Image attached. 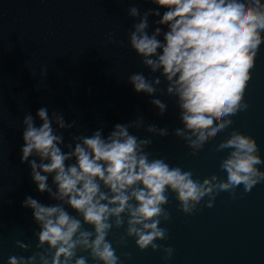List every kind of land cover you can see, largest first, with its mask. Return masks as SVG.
Listing matches in <instances>:
<instances>
[{
  "label": "water",
  "instance_id": "obj_1",
  "mask_svg": "<svg viewBox=\"0 0 264 264\" xmlns=\"http://www.w3.org/2000/svg\"><path fill=\"white\" fill-rule=\"evenodd\" d=\"M131 6L141 13L156 7L151 0H0V264H7L10 255H50L47 245L37 247L38 225L31 210L21 205L26 195L45 204L58 202L36 190L29 166L19 159L23 117L31 113L39 124L35 113L41 106L62 113L66 122L76 121L63 130L65 144L72 142L70 133L90 135L102 127L107 135L115 123L134 122L130 133L151 139L144 146L150 160L162 158L170 167L215 176L213 183L226 179L220 165L231 148L220 145L234 133L254 137L264 157V43L256 51L241 107L216 117L217 122H230L193 145L195 136L184 127L178 97L166 91L168 81L159 69L154 72L143 64L129 44V32L139 19L128 14ZM153 19L149 17V32ZM134 72L160 77L153 96L166 104L163 115L151 96L133 90L128 77ZM149 125L167 134L150 132ZM176 129L185 135H177ZM257 167L264 171V162ZM48 182L55 187L51 176ZM165 196L159 216L165 238L154 241L155 249H140L135 237L127 235L126 212L119 226L111 218L106 238L122 264H264V179L247 191L243 184L214 189L210 206L206 194L186 211L171 189ZM81 227L94 235L92 225L82 221ZM18 240L29 247L20 248ZM169 247L171 253L165 250ZM76 256L101 264L83 247H77Z\"/></svg>",
  "mask_w": 264,
  "mask_h": 264
},
{
  "label": "clouds",
  "instance_id": "obj_2",
  "mask_svg": "<svg viewBox=\"0 0 264 264\" xmlns=\"http://www.w3.org/2000/svg\"><path fill=\"white\" fill-rule=\"evenodd\" d=\"M156 5L143 13L131 6L128 14L139 17L128 35V41L142 63L152 71L160 70L168 81L166 91L178 97L184 127L195 139L203 142L211 133L230 121L217 122L216 117L235 113L241 107L245 89L251 78L256 51L264 43V3L262 0H151ZM155 27L149 32V17ZM46 69H42V72ZM137 93L152 97L151 103L163 115L166 104L153 96L160 77L148 79L134 72L128 77ZM37 124L31 113L23 117L20 162L27 163L30 177L40 193L58 201L40 202L32 195L21 201L31 210L38 225L37 247L47 245L50 255L35 253L28 257L10 255L7 264H87L84 256H76L77 247L90 250L101 264H122L111 242L106 238L112 228L111 218L119 226L122 213H127V235L135 237L140 249L158 245L165 238L159 227L165 190L171 189L186 211L206 194L210 206L214 189H234L243 184L250 190L264 171L257 165L264 162L257 152L254 137L236 132L220 145L231 148L221 168L226 179L213 183V177H202L192 169L170 167L162 158L149 159L144 146L150 138L131 134L134 122L115 123L103 134L98 127L90 135L71 134L65 144L63 130L76 121L66 122L62 113L47 106L36 110ZM166 129L149 125L148 131ZM177 135H185L176 129ZM63 145V147H62ZM65 148L67 150H65ZM51 176L53 188L49 184ZM135 201V203H132ZM81 218L71 215L64 205ZM82 221L94 228L82 230ZM20 248L29 245L16 241ZM171 253L172 248L165 249ZM73 257L75 259L73 260Z\"/></svg>",
  "mask_w": 264,
  "mask_h": 264
}]
</instances>
